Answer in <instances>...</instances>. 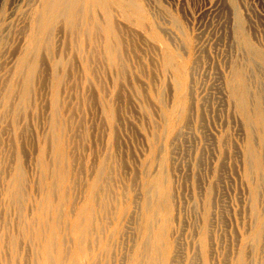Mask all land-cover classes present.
Instances as JSON below:
<instances>
[{
    "label": "rangeland",
    "instance_id": "374dc122",
    "mask_svg": "<svg viewBox=\"0 0 264 264\" xmlns=\"http://www.w3.org/2000/svg\"><path fill=\"white\" fill-rule=\"evenodd\" d=\"M134 1L31 53L40 1L0 0V264L70 263L93 180L91 264H264V0Z\"/></svg>",
    "mask_w": 264,
    "mask_h": 264
},
{
    "label": "bare ground",
    "instance_id": "6f19581e",
    "mask_svg": "<svg viewBox=\"0 0 264 264\" xmlns=\"http://www.w3.org/2000/svg\"><path fill=\"white\" fill-rule=\"evenodd\" d=\"M39 1H40L39 3L40 5L35 11L34 16L32 17L31 20L32 22L31 25L33 26V28L35 30L39 29V35L36 31L35 33L31 34L29 37L28 47L31 53L32 52L35 53L37 51L38 46L40 45V43H42V41H45L44 44L48 42L47 39L43 40L42 33L43 36L45 34L46 36H49L48 34H50V31L53 29V27H56L55 25L58 23L61 24L63 27L67 28L74 35L76 34L77 31L80 30V28H82L83 34H87L89 30L95 29L101 33V35L104 37L106 42L110 43V41L115 38L114 29L117 28V25L120 21L126 24H130L135 20V18H137L136 24H139L141 19L144 18V16L142 15V10L134 0H39ZM112 9H116L117 11H119L120 16L119 17L114 16L113 13L116 11H113ZM79 52L82 53L80 48H78V54L81 55V53ZM116 52H117L116 46L113 45L108 46L107 53L109 54L110 57L115 55ZM57 65L58 63L55 66ZM102 174H103V169H102ZM96 185H97L96 180H93L92 191H90L87 197V204L85 205V208L76 209L72 216V221L70 224L72 231H70V233L72 232L71 237L73 236L72 238L74 240V247H73L74 249L70 256L71 258L69 259L70 263L68 262V260L65 263L91 264L93 261H96L95 257L98 258L97 255L99 253L97 254L96 252H99L100 250L98 251L97 249V251L95 250L96 251L95 252L93 248L90 247H89L90 249L86 250L84 245V241L87 238H89L90 235L89 231H91V229L94 228L95 233H93L92 236L95 234L98 238V241H100L101 238L100 236L104 230L103 225L105 221L102 220L104 218V217L102 218L103 216L102 213L105 212L104 211L106 205V204L104 205L105 201L103 200L104 201V203H102L103 206L99 207V210L94 209L92 207L93 204L92 192L94 191ZM11 192L13 193L12 195H13L14 203H18L20 198V188H19L18 180L15 182V187L14 189H12ZM96 236H94L95 239H97ZM105 240L106 242L108 241L106 238ZM105 240L103 241V243L105 242ZM100 242L101 244H103L102 240ZM41 249H42V254L44 255V261L42 264H52L49 261V253L51 250L50 241L48 240L42 243ZM95 253L97 254L96 256ZM10 254L12 255V259L17 258L16 239L12 240ZM62 255L63 252L61 251L60 258L57 259L56 264H60L62 260L61 258ZM100 255L101 253L98 256Z\"/></svg>",
    "mask_w": 264,
    "mask_h": 264
}]
</instances>
